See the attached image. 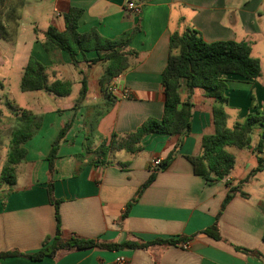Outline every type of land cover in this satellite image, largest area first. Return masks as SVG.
<instances>
[{"label":"crops","instance_id":"0c3cea01","mask_svg":"<svg viewBox=\"0 0 264 264\" xmlns=\"http://www.w3.org/2000/svg\"><path fill=\"white\" fill-rule=\"evenodd\" d=\"M127 1L3 0L0 5V18L5 19L12 17L13 7L22 2L16 26L7 23L6 31L15 34L14 38L4 40L0 36V59L8 48L14 49L20 43L22 21L26 18L31 48L25 65L33 56L44 65L48 85L56 80L71 83L66 97L47 91L27 92L34 111L15 105H10L13 110L0 108V173L7 160L11 133L18 126L14 108L29 111L40 121L39 129L23 146L26 154L15 168V183L0 186V254L6 255L0 257V264H117V258H124V264H264V171L241 183L261 156L254 149L259 133L255 140L251 139L249 149L227 148L235 163L224 180L208 184L195 175L187 157L198 156L202 136L214 134L213 111L218 107L204 98L202 89L188 92L183 81L179 85L181 102L189 100L192 105L190 128L166 168L161 169V164L175 148L178 136L149 134L136 154H98L100 145H107L112 134L124 135L146 119H161L165 100L161 73L172 34L195 29L207 43L245 42L252 50L260 42L264 47V0H137L142 8L139 15L126 10ZM70 8L82 11L78 33L95 29L101 37L119 41L124 33L137 29L123 47L127 69L104 89L99 79L107 62L90 64L78 55L73 64L67 54L55 51L48 56L41 47L49 26L64 32L63 16ZM84 57L91 60L96 56L87 52ZM224 79L225 127L232 128L234 124H228L230 111L240 109L236 124L253 109L264 108V78L261 71L256 80L235 76ZM83 83L85 93L80 97ZM89 83L98 86L104 97L101 102L96 103L94 95L88 97ZM109 85L126 88L128 97L109 95ZM0 89L6 90L2 82ZM66 125L69 127L65 135L56 141ZM52 149L55 155L50 169ZM155 159L161 161L157 168L152 166ZM152 173L153 181L126 211ZM49 184L53 200L59 202L57 213L63 239L77 237L120 244L180 238L182 242L133 250H72L55 258L31 261L25 255L36 253L55 235ZM236 186L246 197L230 192ZM228 194L231 199L222 209ZM214 224L219 240L204 232Z\"/></svg>","mask_w":264,"mask_h":264},{"label":"trees","instance_id":"16d2710c","mask_svg":"<svg viewBox=\"0 0 264 264\" xmlns=\"http://www.w3.org/2000/svg\"><path fill=\"white\" fill-rule=\"evenodd\" d=\"M0 5H3V0H0ZM21 5L22 2L15 4L11 13L12 17L0 18V36L4 40H12L15 36V34L8 33L6 30L7 26L12 23L16 26L19 19L18 9ZM81 15V10L70 8L63 16L64 32L59 33L55 28L49 26L44 34L45 41L42 42L41 47L48 56H51L55 51L67 54L73 64L77 63L76 58L78 55H81L82 59L90 64L99 61L107 62L103 75L99 79V86L104 89L114 78L127 69L128 63L123 47L127 45L137 29L134 28L124 33L119 41H110L101 37L95 29H91L86 33H78V20ZM250 51V46L245 42L216 41L207 43L195 29H188L181 34H172L169 38V53L166 65L161 73V85L165 97L161 119H146L136 130L124 135L112 134L107 145H105V142L100 145L98 154L104 157L108 151H124L129 154H136L142 150V139L149 134L178 136L175 148L161 164L166 168L176 155L177 149L182 144L190 128L192 105L189 100L181 102L178 94L179 85L183 81L188 92H191L194 88H200L204 91V98L210 99L218 105L213 111L214 134L202 136L201 153L198 156L187 157L193 167L194 174L201 176L208 184L224 180L230 174L235 163L234 156L227 151V148L249 149L253 130L255 127H259V138L254 149L261 156L257 158L256 168L241 183L248 182L256 173L264 171V108L253 109L244 117L241 123L234 124L232 128H226V115L224 113L226 98L224 92L227 86L224 77L235 76L246 81L259 78L261 64L259 60L251 57ZM87 52H94L96 57L87 60L84 57ZM44 71V65L35 57L30 56L23 68L19 85L20 90L22 92L47 91L58 97H66L70 94L71 83L69 81L56 80L48 85ZM84 93L85 83H83L80 97ZM14 110L16 111L18 126L11 133L7 160L0 173V186H11L15 183V168L23 161L26 154L23 146L40 127L39 119L33 116L31 112L18 108H14ZM68 127L69 125H66L60 130L56 141L63 138ZM54 155L55 150L52 149L48 159L50 169ZM154 177L155 174L152 173L146 183L136 192L133 200L126 206V211L136 202L142 190L153 181ZM51 188L52 186L49 184L47 193L48 199L54 204L55 209V235L39 251L25 255L31 261H40L46 257L55 258L62 252L72 250H88L91 248L133 250L159 244L176 246L182 242L180 238L155 240L149 243L125 241L120 244L101 243L96 240L79 239L77 237L63 239L57 213L59 202L53 200ZM230 192H239L242 197H246L238 186L231 187ZM230 199L231 196L228 194L222 204V209ZM204 232L214 240L220 239L215 224ZM262 240L264 241V234ZM238 250L258 254L254 251L239 248ZM2 256L6 255L0 254V257Z\"/></svg>","mask_w":264,"mask_h":264},{"label":"rangeland","instance_id":"374dc122","mask_svg":"<svg viewBox=\"0 0 264 264\" xmlns=\"http://www.w3.org/2000/svg\"><path fill=\"white\" fill-rule=\"evenodd\" d=\"M22 24L24 27L21 29L20 43L14 49L12 47L8 48L6 51L7 53L4 56L1 54L0 82L4 84L6 90L3 92L0 89V108L13 110L10 105H15L16 107H20L22 109H30L34 111L35 108L32 106L29 93L22 92L19 88L22 70L28 57V52L31 48L30 41L27 40L29 34H31L28 29V20L24 18ZM33 52L34 49L31 50V54ZM250 53L251 57L259 60L262 69V78H264L263 44L259 42L256 47H252ZM86 86L89 92L88 97L94 95L96 103L101 102L104 97L101 96L98 86L94 83H89ZM86 102H88V100H86ZM239 112L240 109L234 110L233 112L230 111L231 119L228 120V124L230 125L229 127L235 124V118L238 116L237 114H239ZM258 133L259 127H255L251 135V139L255 140Z\"/></svg>","mask_w":264,"mask_h":264},{"label":"built area","instance_id":"2783aa9c","mask_svg":"<svg viewBox=\"0 0 264 264\" xmlns=\"http://www.w3.org/2000/svg\"><path fill=\"white\" fill-rule=\"evenodd\" d=\"M125 8L127 11L134 15H139L141 12V5L137 3V0H128L126 2ZM107 93L111 96L117 97V98H126L129 95V92L126 88H120L115 85H109L107 89ZM161 161L159 159H155L152 161V166L154 168H157L160 165ZM117 264H124L125 260L124 258H117L116 259Z\"/></svg>","mask_w":264,"mask_h":264},{"label":"water","instance_id":"95a60500","mask_svg":"<svg viewBox=\"0 0 264 264\" xmlns=\"http://www.w3.org/2000/svg\"><path fill=\"white\" fill-rule=\"evenodd\" d=\"M164 168V166L163 167H161V169H163Z\"/></svg>","mask_w":264,"mask_h":264}]
</instances>
